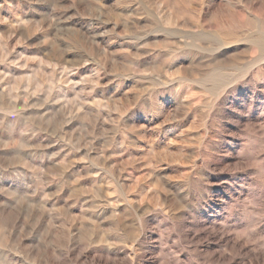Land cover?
Instances as JSON below:
<instances>
[{"label": "rangeland", "instance_id": "1", "mask_svg": "<svg viewBox=\"0 0 264 264\" xmlns=\"http://www.w3.org/2000/svg\"><path fill=\"white\" fill-rule=\"evenodd\" d=\"M0 264H264V0H0Z\"/></svg>", "mask_w": 264, "mask_h": 264}]
</instances>
